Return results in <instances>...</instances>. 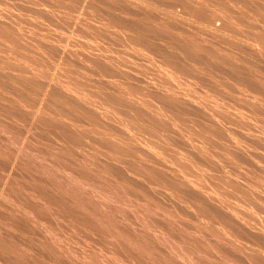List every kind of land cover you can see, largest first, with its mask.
I'll return each instance as SVG.
<instances>
[{
    "label": "rangeland",
    "instance_id": "1",
    "mask_svg": "<svg viewBox=\"0 0 264 264\" xmlns=\"http://www.w3.org/2000/svg\"><path fill=\"white\" fill-rule=\"evenodd\" d=\"M0 264H264V0H0Z\"/></svg>",
    "mask_w": 264,
    "mask_h": 264
},
{
    "label": "bare ground",
    "instance_id": "2",
    "mask_svg": "<svg viewBox=\"0 0 264 264\" xmlns=\"http://www.w3.org/2000/svg\"><path fill=\"white\" fill-rule=\"evenodd\" d=\"M17 9V8H16ZM25 15V14H24ZM34 16V15H33ZM37 18V17H36ZM47 20V19H46ZM148 40V39H147ZM139 41V40H138Z\"/></svg>",
    "mask_w": 264,
    "mask_h": 264
}]
</instances>
